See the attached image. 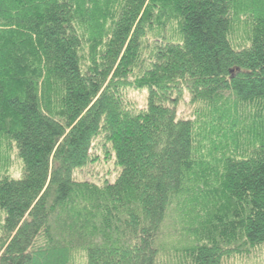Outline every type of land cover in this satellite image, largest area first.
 Masks as SVG:
<instances>
[{
  "label": "trees",
  "instance_id": "obj_1",
  "mask_svg": "<svg viewBox=\"0 0 264 264\" xmlns=\"http://www.w3.org/2000/svg\"><path fill=\"white\" fill-rule=\"evenodd\" d=\"M0 140L20 163L0 176V264L255 253L264 0H0ZM97 145L119 167L101 185L76 178Z\"/></svg>",
  "mask_w": 264,
  "mask_h": 264
},
{
  "label": "rangeland",
  "instance_id": "obj_2",
  "mask_svg": "<svg viewBox=\"0 0 264 264\" xmlns=\"http://www.w3.org/2000/svg\"><path fill=\"white\" fill-rule=\"evenodd\" d=\"M145 96V90L131 89L127 91L126 99L133 106L142 108ZM177 111L178 116L186 117L189 115L187 98L178 106ZM0 141V176L3 173H7L16 178L19 175L20 163L16 158L15 151H8L6 142H2V140ZM94 148L99 156H97V158L95 157L94 162H92L91 165L89 164L86 169L80 173L76 172V178L86 179L98 185H101L104 182H112L119 173V167L115 163L113 153L110 152L109 154L106 152L105 148L100 145L94 146ZM107 153L109 155H107ZM225 264H264V246L259 247L253 254L237 255L227 260Z\"/></svg>",
  "mask_w": 264,
  "mask_h": 264
}]
</instances>
